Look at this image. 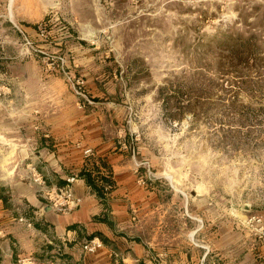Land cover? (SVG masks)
<instances>
[{
    "label": "rangeland",
    "instance_id": "rangeland-1",
    "mask_svg": "<svg viewBox=\"0 0 264 264\" xmlns=\"http://www.w3.org/2000/svg\"><path fill=\"white\" fill-rule=\"evenodd\" d=\"M0 10L6 25L47 23L34 45L53 52L31 49L41 61L63 57L80 75L82 57L102 74L115 103L108 131L158 190L156 217L187 235L171 248L202 246V264H264V0H5Z\"/></svg>",
    "mask_w": 264,
    "mask_h": 264
},
{
    "label": "crops",
    "instance_id": "crops-1",
    "mask_svg": "<svg viewBox=\"0 0 264 264\" xmlns=\"http://www.w3.org/2000/svg\"><path fill=\"white\" fill-rule=\"evenodd\" d=\"M39 22L18 17L6 25L0 10L5 50L0 52V141L6 146V152L0 146V264L26 256L36 264H202L208 254L202 246L184 252L170 247L175 240L186 243L187 235L170 234V221L156 217L163 208L158 190L143 181L124 141L108 131V107L115 103L102 74L86 58L74 61L92 101L80 108L59 72L33 55V47L53 52L48 45H34ZM85 149L93 155L86 157ZM99 158L111 167L115 183L104 202L76 179L71 191L80 202L61 212L41 198L32 181L34 170L48 188H62L67 177ZM94 238L103 247L85 252L83 244Z\"/></svg>",
    "mask_w": 264,
    "mask_h": 264
},
{
    "label": "built area",
    "instance_id": "built-area-1",
    "mask_svg": "<svg viewBox=\"0 0 264 264\" xmlns=\"http://www.w3.org/2000/svg\"><path fill=\"white\" fill-rule=\"evenodd\" d=\"M46 26V22H42L36 25L35 29L39 37L47 38L49 30H47ZM25 45H29V42L27 40L25 41ZM43 61L50 69L56 70L57 72H60L62 74L64 81L68 85L69 89L79 99L78 104L80 108H83L85 105L92 104V101L85 90L86 84L84 78L80 75H74L73 73H71L68 70L67 62L63 57L46 55L45 57H43ZM84 155L86 157L92 156V150L85 149ZM32 173V181L39 187L38 193L40 194L41 198L52 208L63 212L68 211L79 204L80 200L76 198L71 191V186L77 179L76 176L67 177L65 186L57 189L48 188L40 174H38L34 170H32ZM19 221L26 222L27 227L32 226L31 222H27L23 218H19ZM262 235L264 237V232H262ZM102 247V242L96 238L87 240L82 246L83 250L88 253H92ZM16 264H36V262L31 256H26L19 258Z\"/></svg>",
    "mask_w": 264,
    "mask_h": 264
},
{
    "label": "trees",
    "instance_id": "trees-1",
    "mask_svg": "<svg viewBox=\"0 0 264 264\" xmlns=\"http://www.w3.org/2000/svg\"><path fill=\"white\" fill-rule=\"evenodd\" d=\"M77 179H81L90 188V190L96 195L100 202H104L109 192H111L115 186L112 177L111 167L106 163L104 159L94 160L90 166H85L75 175ZM66 182H61V186Z\"/></svg>",
    "mask_w": 264,
    "mask_h": 264
}]
</instances>
